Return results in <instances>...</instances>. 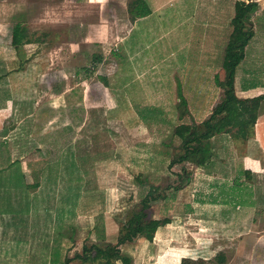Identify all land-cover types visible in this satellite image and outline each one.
<instances>
[{
  "label": "rangeland",
  "instance_id": "rangeland-1",
  "mask_svg": "<svg viewBox=\"0 0 264 264\" xmlns=\"http://www.w3.org/2000/svg\"><path fill=\"white\" fill-rule=\"evenodd\" d=\"M146 1L152 15L133 21V0H0V264H53L55 249L62 261L84 244L116 242L149 185L163 189L183 172L192 178L185 190L167 189L152 207L171 222L123 253L134 264H264V190L220 158L215 136L213 158L168 168L181 143L175 127L200 124L223 97L236 0ZM257 1L255 37L236 73L241 98L264 94ZM17 23L33 40L19 51ZM255 132L264 136V99ZM46 207L63 211L61 222L38 223L33 215Z\"/></svg>",
  "mask_w": 264,
  "mask_h": 264
},
{
  "label": "trees",
  "instance_id": "trees-1",
  "mask_svg": "<svg viewBox=\"0 0 264 264\" xmlns=\"http://www.w3.org/2000/svg\"><path fill=\"white\" fill-rule=\"evenodd\" d=\"M128 10L133 21L151 14V8L146 0H133ZM258 10L259 3L257 0L235 1V14L232 18L233 30L224 56V78L218 77V84L223 89V97L214 107L210 116L200 124L181 123L175 127L174 134L181 139V143L177 148L179 151L175 154L176 157L172 158L168 164L169 169L177 163H182L189 156H198L201 160L213 158L210 139L218 134L229 133L232 139L242 140L243 142L254 136L264 94L252 98H241L237 95L235 80L237 69L245 59L246 48L255 37L253 18ZM32 42L28 28L22 23L15 24L12 30L13 47L19 51L23 45ZM97 59L101 58L97 57ZM180 105L187 106L186 99L181 100ZM250 175V172L246 171V176L250 177ZM178 177L177 183H169L163 189L156 184L149 185L145 195L141 197V200L121 225L116 243H87L83 245L81 253L75 254L74 258L65 255L62 261H60L59 250L55 249L51 259L53 264H70L76 259L80 260V264H117L118 262L134 264L133 256L125 255L121 247L140 237L154 242L158 229L171 222L169 217L155 218L152 207L159 200L165 199L167 189L173 188V190L179 191L185 188L192 179L190 172H183ZM136 178L139 183H144L141 173ZM52 183L54 184V182ZM39 185L40 183H36L33 187ZM33 217L38 223L43 221L44 225L49 220L52 224L55 221L59 223L63 218V211L53 213L52 208L46 207L36 212ZM45 230L47 232L55 231L53 227L51 229L46 227ZM70 231L69 236L67 231L63 230H60L57 234L67 235L68 238L73 240L76 233L74 225L70 227ZM38 232L41 234V231ZM45 235L48 238L51 237L49 233ZM54 239L57 242L58 237H54ZM43 244L49 247L50 241L45 240ZM37 245L41 246L42 242H37ZM216 258L220 263L226 262V256L223 252H220ZM204 261L198 259L197 264H206Z\"/></svg>",
  "mask_w": 264,
  "mask_h": 264
},
{
  "label": "crops",
  "instance_id": "crops-1",
  "mask_svg": "<svg viewBox=\"0 0 264 264\" xmlns=\"http://www.w3.org/2000/svg\"><path fill=\"white\" fill-rule=\"evenodd\" d=\"M150 15L152 14H149V16ZM242 96L239 95V97ZM245 97L247 98V96ZM259 129L260 127L258 126L256 130L259 131ZM213 141H214L213 150L217 152L218 155H220V158L222 160L229 162L232 169L236 168L235 167L236 165L243 166V169L245 170V174L246 171L250 172L251 174L250 177L248 176L246 177L249 179L253 177V183L256 185L257 189L260 190V192L261 189L264 190V186H262L261 181L257 183L258 179L260 177H263L264 175V136L262 134H260L259 132L258 133L255 132V135L253 137H251L247 141H244V143H247V145L244 146L245 152H242L241 148L239 150L237 140L232 139V136L229 133H225V135L224 134L217 135L213 138ZM185 188H183L182 190H185ZM188 194L189 197L191 196L194 197L193 193L191 194L189 192ZM198 220L199 218L197 217L196 222H198ZM208 220H209L208 216L206 220H204V216H203L202 222L204 221L205 223H207L206 221ZM116 242H111V243H116Z\"/></svg>",
  "mask_w": 264,
  "mask_h": 264
}]
</instances>
